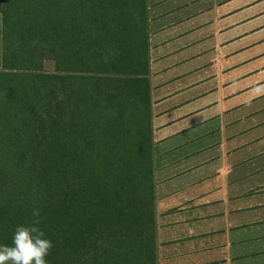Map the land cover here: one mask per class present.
Here are the masks:
<instances>
[{
    "label": "trees",
    "instance_id": "trees-1",
    "mask_svg": "<svg viewBox=\"0 0 264 264\" xmlns=\"http://www.w3.org/2000/svg\"><path fill=\"white\" fill-rule=\"evenodd\" d=\"M0 12V244L38 209L48 264H158L146 0Z\"/></svg>",
    "mask_w": 264,
    "mask_h": 264
},
{
    "label": "crops",
    "instance_id": "crops-1",
    "mask_svg": "<svg viewBox=\"0 0 264 264\" xmlns=\"http://www.w3.org/2000/svg\"><path fill=\"white\" fill-rule=\"evenodd\" d=\"M146 3L158 264H264V0Z\"/></svg>",
    "mask_w": 264,
    "mask_h": 264
},
{
    "label": "clouds",
    "instance_id": "clouds-1",
    "mask_svg": "<svg viewBox=\"0 0 264 264\" xmlns=\"http://www.w3.org/2000/svg\"><path fill=\"white\" fill-rule=\"evenodd\" d=\"M32 215L36 218L32 224L15 227L10 244H0V264H48L52 241L39 227V210Z\"/></svg>",
    "mask_w": 264,
    "mask_h": 264
},
{
    "label": "rangeland",
    "instance_id": "rangeland-1",
    "mask_svg": "<svg viewBox=\"0 0 264 264\" xmlns=\"http://www.w3.org/2000/svg\"><path fill=\"white\" fill-rule=\"evenodd\" d=\"M46 68H47L48 70L52 69V64H51V63H47Z\"/></svg>",
    "mask_w": 264,
    "mask_h": 264
}]
</instances>
